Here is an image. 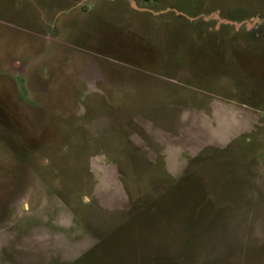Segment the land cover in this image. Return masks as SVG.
I'll list each match as a JSON object with an SVG mask.
<instances>
[{
    "label": "rangeland",
    "instance_id": "obj_1",
    "mask_svg": "<svg viewBox=\"0 0 264 264\" xmlns=\"http://www.w3.org/2000/svg\"><path fill=\"white\" fill-rule=\"evenodd\" d=\"M0 264H264V0H0Z\"/></svg>",
    "mask_w": 264,
    "mask_h": 264
}]
</instances>
